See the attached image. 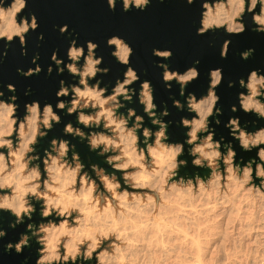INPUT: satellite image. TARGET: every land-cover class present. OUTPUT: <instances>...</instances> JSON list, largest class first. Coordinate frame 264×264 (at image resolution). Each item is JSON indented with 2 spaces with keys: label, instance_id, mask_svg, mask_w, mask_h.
Segmentation results:
<instances>
[{
  "label": "clouds",
  "instance_id": "1",
  "mask_svg": "<svg viewBox=\"0 0 264 264\" xmlns=\"http://www.w3.org/2000/svg\"><path fill=\"white\" fill-rule=\"evenodd\" d=\"M119 2L122 11L129 12L145 11L152 0ZM195 2L186 0L189 6ZM117 3L107 0L111 11ZM27 5L28 0H0V41L7 46L18 38L22 55H27V34L39 27L34 13L22 15ZM201 9L197 35L219 30L241 35L250 27L246 18L251 31L264 34V0H201ZM59 32L67 33L68 25ZM38 39L43 40V34ZM231 43L223 41L222 59H227ZM106 44L126 66L123 79L117 78L110 92L108 85L102 86L110 68L101 67L99 45L89 40L85 52L76 39L66 52L69 62L57 51L51 54L57 74L66 70L75 81H59L55 107L33 100L25 103L20 116L18 97L3 99L0 90V213L14 217L12 229L28 221L26 231L17 242H8L5 251L22 254L35 241V264H264V126L250 131L239 116H230L224 127L231 139H217L213 124L222 123L217 88L223 70L209 71L207 92L198 98L186 89L199 79V60L183 73L160 62L156 66L163 70L166 89L175 81L184 97L181 101L170 96L172 106L190 114L176 122L186 130L184 140L174 141L168 131L173 121L165 119L170 111L155 103L151 81L140 82L138 92L133 87L140 81L131 66L133 48L117 35ZM254 53L248 48L240 57L248 60ZM152 54L161 61L173 55L155 48ZM39 59L36 54L34 68L17 72L39 75ZM52 72L49 65L47 75ZM236 84L229 81L228 87ZM238 85L245 91L237 93L238 104L231 112L264 120V69L251 70ZM6 87L16 92L14 84ZM134 98L144 115L129 107ZM60 112L75 115L76 123H64L62 136L39 150L41 140L62 123ZM145 117L152 127L146 126ZM65 137L85 143L106 167L86 164L76 143ZM233 141L242 153L255 155H241ZM189 164L191 172L185 171ZM37 212L39 222L33 219ZM6 235L0 228V238Z\"/></svg>",
  "mask_w": 264,
  "mask_h": 264
},
{
  "label": "water",
  "instance_id": "2",
  "mask_svg": "<svg viewBox=\"0 0 264 264\" xmlns=\"http://www.w3.org/2000/svg\"><path fill=\"white\" fill-rule=\"evenodd\" d=\"M201 0H196L192 5H187L186 0H152L145 11L133 9L129 12L122 11V3H117L115 11L108 7L107 0H28L27 8L22 15L34 13L37 17L39 27L36 31H30L27 34V55H22V49L18 38L5 46L4 41H0V90L5 92L3 99L11 95L18 97L17 103L20 105L18 114L24 115L25 103L38 100L41 106L45 103H51L53 107L57 102L56 91L59 89L61 79L68 83L75 82L73 78L65 72L62 75L57 74L56 66L51 61L53 51L58 52L59 58L65 63L67 60V49L71 40L76 39L78 46H84L86 52V42L91 40L99 45L97 56H103L101 67L110 68V72L102 77L103 84L114 86L117 78L123 79V73L126 66L119 64L111 55L114 47H108L106 41L109 37L117 35L123 38L132 48L131 66L140 75V81L133 87L140 88V82L143 80L151 81L154 88L155 103L162 110L167 106L170 116L166 120L173 123L169 127V135L174 141H183L185 129L178 127L176 122L181 116H190L186 111L181 112L172 106V99L184 100L179 95V85L172 81V89H166L162 81V69L158 68L157 63L163 62L170 66L171 70L183 73L187 68L194 66V61L199 60L200 64L195 65L200 73L199 79L190 83L186 89L187 92H193L199 98L205 95L209 85V71L215 68L223 70L222 84L217 88V94L221 97L218 107L223 110V115L219 117L222 123L216 127V138L221 135L230 140L229 130L224 127L230 116H239L241 123L254 130L257 127L264 126V120H257L254 115L245 114L242 111L231 112V106L238 104L237 93L245 91L238 85L239 78H247L248 73L257 68L264 69V34H258L250 30V18H246L249 24V30L241 35H227L223 30L209 32L205 35H197L196 30L200 26L201 19ZM68 25V32L63 35L59 28ZM43 34L44 39L38 37ZM225 39L232 41L229 47L227 59L220 57V50ZM171 50L173 55L170 60L161 61L160 58L152 54L153 49ZM248 48H254L255 53L248 60H243L240 53ZM6 56H3L4 52ZM39 54L40 59L37 63L41 66L42 72L32 77H24L17 72V69L27 71L34 68L32 58ZM83 61H81L82 63ZM51 65L53 72L47 75V68ZM101 78V77H98ZM229 81H237L236 86L229 88ZM14 84L15 93L7 90V84ZM30 89V94L25 95V91ZM129 107H134L138 114L144 115L143 106L134 101ZM125 111V110H121ZM62 116V123L54 126L49 136L41 140L39 150L48 146V142L53 137L62 136L64 123L68 121L76 123L75 115L67 116L64 112L59 113ZM194 115V114H191ZM146 126L152 127L145 117ZM255 121V123H253ZM72 140L71 137H65ZM77 145V151L80 152L82 159L86 164L99 163L104 165L103 159L96 156L95 153L88 151L85 143L72 140ZM236 151L246 158L253 153H242L238 142ZM190 160V158H189ZM185 171H193L191 165ZM34 221L39 222L40 217L37 212ZM14 220L9 213H0V228L7 231L4 238H0V264H35L37 259V248L35 241H32L31 247H26L22 254H16L13 249L11 252L5 251V245L8 242L15 243L19 235L26 231V224L17 226L16 229L9 227V222Z\"/></svg>",
  "mask_w": 264,
  "mask_h": 264
}]
</instances>
